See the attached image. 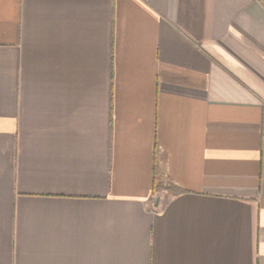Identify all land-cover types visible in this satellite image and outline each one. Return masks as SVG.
I'll return each mask as SVG.
<instances>
[{
  "label": "crops",
  "instance_id": "1",
  "mask_svg": "<svg viewBox=\"0 0 264 264\" xmlns=\"http://www.w3.org/2000/svg\"><path fill=\"white\" fill-rule=\"evenodd\" d=\"M0 264H264V0H0Z\"/></svg>",
  "mask_w": 264,
  "mask_h": 264
},
{
  "label": "trees",
  "instance_id": "2",
  "mask_svg": "<svg viewBox=\"0 0 264 264\" xmlns=\"http://www.w3.org/2000/svg\"><path fill=\"white\" fill-rule=\"evenodd\" d=\"M153 174H156V164H153ZM165 190L170 194H178L182 191V189L171 179H163V180H158V179H153L152 183V194L155 192H159Z\"/></svg>",
  "mask_w": 264,
  "mask_h": 264
}]
</instances>
